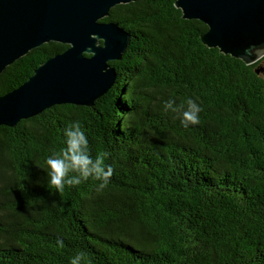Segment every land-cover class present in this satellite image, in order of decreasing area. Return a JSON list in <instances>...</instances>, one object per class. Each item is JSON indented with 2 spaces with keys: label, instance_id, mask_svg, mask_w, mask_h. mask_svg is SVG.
I'll return each instance as SVG.
<instances>
[{
  "label": "trees",
  "instance_id": "1",
  "mask_svg": "<svg viewBox=\"0 0 264 264\" xmlns=\"http://www.w3.org/2000/svg\"><path fill=\"white\" fill-rule=\"evenodd\" d=\"M175 2L137 0L102 19L131 42L93 107L0 126V264H69L78 251L81 264H264V61L208 48V26ZM68 47L49 42L8 66L0 96ZM169 98L196 101L199 123L165 113ZM73 121L112 169L103 189L48 185L45 160Z\"/></svg>",
  "mask_w": 264,
  "mask_h": 264
},
{
  "label": "water",
  "instance_id": "2",
  "mask_svg": "<svg viewBox=\"0 0 264 264\" xmlns=\"http://www.w3.org/2000/svg\"><path fill=\"white\" fill-rule=\"evenodd\" d=\"M135 1L0 0V75L43 44L69 46L0 96V126L13 128L54 106L93 107L114 86L111 63L123 59L131 42L127 30L102 19ZM175 7L184 19L208 26L201 37L205 46L248 65L257 62L244 50L264 46V0H176Z\"/></svg>",
  "mask_w": 264,
  "mask_h": 264
},
{
  "label": "clouds",
  "instance_id": "3",
  "mask_svg": "<svg viewBox=\"0 0 264 264\" xmlns=\"http://www.w3.org/2000/svg\"><path fill=\"white\" fill-rule=\"evenodd\" d=\"M245 55L257 61H264V46H252L244 50ZM248 63V61H245ZM163 111L179 114L180 124L187 127L189 124L199 123L201 106L192 98H187L182 104H177L172 98L163 101ZM64 146L59 153H53L45 160L47 166L48 185L57 192L63 191L66 186L75 187L92 178L99 181L98 190L103 189L112 174L110 166H105L103 159H93L89 155L88 139L79 121H73L64 129ZM57 244L63 246L58 240ZM86 253L78 251L69 261V264H81L86 261Z\"/></svg>",
  "mask_w": 264,
  "mask_h": 264
},
{
  "label": "rangeland",
  "instance_id": "4",
  "mask_svg": "<svg viewBox=\"0 0 264 264\" xmlns=\"http://www.w3.org/2000/svg\"><path fill=\"white\" fill-rule=\"evenodd\" d=\"M264 64V63H263Z\"/></svg>",
  "mask_w": 264,
  "mask_h": 264
}]
</instances>
